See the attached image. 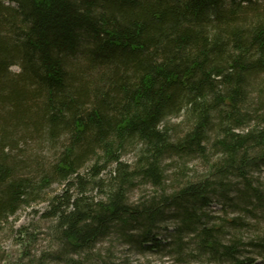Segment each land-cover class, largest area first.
Instances as JSON below:
<instances>
[{
	"label": "trees",
	"instance_id": "1",
	"mask_svg": "<svg viewBox=\"0 0 264 264\" xmlns=\"http://www.w3.org/2000/svg\"><path fill=\"white\" fill-rule=\"evenodd\" d=\"M33 138L57 150L48 173L11 163L6 145ZM195 160L208 175L181 168L168 193L164 165ZM263 166L264 0H0V235L59 183L43 218L62 251L89 255L112 233L152 251L169 218L176 250L188 235L243 264L206 211L232 192L235 208L264 206L249 179ZM139 185L161 194L132 202Z\"/></svg>",
	"mask_w": 264,
	"mask_h": 264
},
{
	"label": "rangeland",
	"instance_id": "2",
	"mask_svg": "<svg viewBox=\"0 0 264 264\" xmlns=\"http://www.w3.org/2000/svg\"><path fill=\"white\" fill-rule=\"evenodd\" d=\"M19 71L18 67H13L10 70L12 75L18 74ZM165 126L172 130V134L180 132L186 127L181 117L170 118L165 122ZM32 141L36 140L30 139L26 146L21 143L6 145L12 153L11 163L33 167L38 162L44 172L48 173L57 150L51 149L48 145H42L39 148L38 144ZM61 147L62 145H60ZM134 157L135 153L131 152L125 155L123 160L131 164L135 160ZM212 160L216 162L218 158L213 155ZM185 163L180 162L170 168L164 165V188L168 193L173 190L175 175L181 168L186 167L185 172L194 181L202 180L208 175L207 169L201 161ZM34 170L27 169V173ZM102 176L106 178V174ZM38 177L37 174L33 178L38 181ZM249 177L253 187L257 188L264 197V166L252 172ZM229 182L238 184L234 178L226 181V183ZM63 187L59 183L53 184L44 191L36 204L22 210L15 218L10 219L5 231L0 235V264H37L39 262L42 264H100L101 262L107 264H230L224 256H218L219 260L214 261L210 255L199 253L198 242L188 235L184 237V247L181 250H176L173 245V233L177 224L169 218L158 230L160 247L152 251L141 253L136 247L125 243L116 233L103 239L89 255L87 253L74 255L71 253L72 251H62V245L55 239L53 223L45 220L43 216L48 209V200L61 194ZM160 194V190L157 192L150 185H139L129 194V198L132 202L138 203ZM229 194L232 195L227 198L221 195L215 196L210 202L206 211L209 216L208 227L214 225L221 228L219 241L224 247L236 246L238 262L264 264V258L261 255L263 252L260 247H256L264 240V206L258 207V205H254L256 202L253 201L247 206L235 208L232 204V200H235L234 194L233 192ZM88 195L96 197L98 192L90 191ZM233 221L235 224H232ZM21 229L28 232V237L19 233ZM24 252H27L26 257H24Z\"/></svg>",
	"mask_w": 264,
	"mask_h": 264
}]
</instances>
